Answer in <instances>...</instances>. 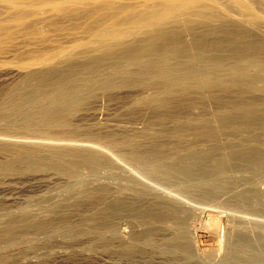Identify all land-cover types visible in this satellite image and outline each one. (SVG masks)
Returning <instances> with one entry per match:
<instances>
[{"label": "bare ground", "instance_id": "1", "mask_svg": "<svg viewBox=\"0 0 264 264\" xmlns=\"http://www.w3.org/2000/svg\"><path fill=\"white\" fill-rule=\"evenodd\" d=\"M47 12L51 18L39 26L46 18L39 20L38 15ZM67 22V29L78 33L69 46L27 48L15 61L23 73L0 96V131L9 136L11 132L28 135L31 141L24 143L22 135L21 143L12 139L16 136L2 139L0 150L5 157L0 160V176L43 169L69 178L77 177L83 168L95 172L107 158L98 150L75 147L86 145L77 140L70 117L86 101L108 92L136 91V103L174 112L177 106L189 109L196 103L203 112L204 102L211 99L222 105L217 113L224 117L231 111L240 113L236 128L254 125L264 132V35L253 34L259 26L264 28V0H0V40L12 37L14 28L20 26L29 39L47 41L49 32L61 31ZM255 95L261 99L255 100ZM232 97L239 102L231 103ZM197 123L205 125L207 120L204 116L187 120L173 132L179 135L190 129L195 136H211L208 128L194 127ZM232 153L240 155L239 161L253 164V175L264 171V157L253 149L237 148ZM131 159L159 182L184 177L187 188L189 181L209 177L212 170L194 172L192 161L175 164L160 155L135 154ZM235 162L222 156L215 166L224 170ZM251 188L229 189L235 200L245 203L254 192ZM137 191L145 192L144 188ZM119 209L107 206L97 214V226L92 229L93 225L85 230L66 220L61 227L74 233L93 232L97 242L105 245L99 222H104V214ZM143 219L148 225L144 239L148 248L192 257L191 240L182 231L172 202L152 196ZM27 220L6 222L0 227V240L14 244L16 238L25 237L31 226ZM48 224L52 223L32 226L44 230ZM167 229L169 233L164 234ZM122 239L121 250L128 254L134 244ZM233 241L234 256L236 250L246 255L245 246L239 248L244 245L242 237ZM11 258L1 255L0 261L12 262ZM252 258L248 262H260Z\"/></svg>", "mask_w": 264, "mask_h": 264}, {"label": "rangeland", "instance_id": "2", "mask_svg": "<svg viewBox=\"0 0 264 264\" xmlns=\"http://www.w3.org/2000/svg\"><path fill=\"white\" fill-rule=\"evenodd\" d=\"M48 13L38 15L39 20L46 18L39 26L49 21ZM68 25V22L64 23L61 31L49 32L47 41L29 39L20 26L14 28L12 37L1 38L0 96L23 73L21 66L15 64L19 54L27 48L40 51L46 45L69 46L78 33L68 30ZM253 34L255 37L264 35V28L259 26ZM138 94L136 91L98 94L70 117V123L77 128V140L81 139L86 145L75 147L80 151L98 150L107 158L95 172L83 168L77 177L69 178L55 170L43 169L11 177L0 176V227L9 220L28 219L27 223L31 225L25 237L16 238L19 240L14 244L9 240L12 245L0 240V256L13 259L12 262L0 261V264H253L254 256L260 261L255 259L254 264H264V171L253 175V164L239 161L240 155L232 153L237 148L253 149L264 157V132L254 125L236 128L240 113L231 111L224 117L217 113L222 105L211 99L204 102L203 112L199 103L189 109L177 106V112H174L169 108L138 104L135 102ZM254 98L261 99L259 95ZM237 102L239 99L231 98V103ZM200 116H204L207 123H197L194 127L208 128L211 136H195L190 129L174 134L177 124ZM5 133L0 131V145L2 139L8 137L11 140L17 135L18 140L12 139L19 143L22 138L23 142L31 141L28 135L20 133L21 138L19 134L14 136V132H11L13 136ZM135 154L147 158L160 155L175 164L190 160L194 172L212 170L209 177L189 181L187 188L182 176L167 183L159 182L157 177L158 181L153 179L145 167L131 159ZM222 156L237 161L236 165L224 170L215 166ZM4 157L0 150V160ZM212 182H215L214 186ZM141 186L145 191L142 194L137 191L142 189ZM229 188L234 191L251 188L254 192L248 202L241 203L232 197ZM154 195L175 206L177 216L182 220L181 229L191 240L192 257L188 258L184 253H161L159 249L145 245L148 225L143 217ZM107 206L120 208L118 213L104 214V222H99L108 245L97 242L93 232L74 233L61 227V221L66 220L85 230L93 225L92 229L97 226V214L104 213ZM46 221L52 224L44 230L32 226ZM58 227L62 229L58 230ZM165 231L164 234L169 233L168 229ZM238 236L244 244L239 248L243 250L245 246L247 258L253 257L252 262H248L250 258L247 259L243 251L238 254L236 250V257L232 253L230 244ZM122 237L134 244L128 254L121 250Z\"/></svg>", "mask_w": 264, "mask_h": 264}]
</instances>
